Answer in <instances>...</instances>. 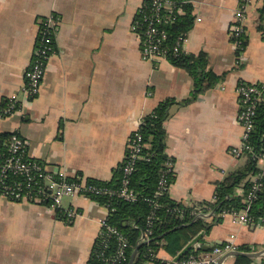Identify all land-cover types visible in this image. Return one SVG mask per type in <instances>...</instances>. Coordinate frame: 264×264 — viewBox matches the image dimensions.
<instances>
[{"label": "crops", "instance_id": "crops-1", "mask_svg": "<svg viewBox=\"0 0 264 264\" xmlns=\"http://www.w3.org/2000/svg\"><path fill=\"white\" fill-rule=\"evenodd\" d=\"M147 0H0V104L25 84L40 21L55 15V54L26 117L0 120V132L19 134L28 155L70 178L111 181L126 158L131 136L144 116L166 98L184 100L193 77L168 59H143L133 23ZM194 25L183 51L205 53L219 79L166 121L167 155L173 159L169 197L188 206L214 199L216 185L246 164L236 157L243 128L237 121L240 83H264V0H193ZM246 8V47L238 54L232 26ZM261 162V164H260ZM264 168V161H258ZM241 188L237 192L241 193ZM59 215L49 205L0 199V264H87L109 209L98 200L67 197ZM204 245L232 241L264 249V227L244 226L231 214L215 226ZM139 264V256L137 253ZM157 259L171 264L163 249ZM264 262V254L255 257ZM235 264V257H229ZM140 264H156L142 262Z\"/></svg>", "mask_w": 264, "mask_h": 264}, {"label": "built area", "instance_id": "built-area-1", "mask_svg": "<svg viewBox=\"0 0 264 264\" xmlns=\"http://www.w3.org/2000/svg\"><path fill=\"white\" fill-rule=\"evenodd\" d=\"M193 0H147L137 12L134 20V31L139 35L141 43V53L143 59L148 62H158L168 59L169 53H179L182 49L186 37L179 36L173 47H167L166 42L169 39V33L166 26L174 23L177 15L184 13L185 3H191ZM246 8L242 7L235 12L234 24L232 26V36H234L236 45H241V37L245 33L244 23L246 21ZM59 24L58 18L51 14L42 19L39 23L40 30L35 45L32 63L25 70V84L16 93L11 95L6 103L0 104V120H6L15 114L26 117L24 106L27 102L35 99L40 93L47 65L55 54V35ZM237 93L240 103V111L237 115V121L243 128V137L240 146L233 147L231 152L234 156L240 157L251 153L253 147L250 143L251 134L254 129L255 117L258 108L264 103V83H240L237 87ZM142 136L136 132L131 136L126 158L123 163V181L120 189H111L100 186L86 179L70 178L63 169H51L43 163L32 159L28 155L27 145L19 134H13L6 151L0 152V199H6L12 202L29 201L34 203L49 205L52 209L66 215L69 219L76 218L79 214L74 209L63 210V201L67 197L83 196L86 198L94 197H120L126 201H136L137 195L130 189L131 178L136 171V162L140 158L142 150ZM259 160L264 161V153L260 155ZM173 173V164H167L166 173L162 174L159 181V188L155 194V200H150L151 213L148 217V230L141 236L142 242H149L153 235V223L156 218V212L161 207L158 198L166 194L170 188L167 174ZM264 178V168L257 175L252 177V186L246 195L241 193L246 203L245 209L231 214L235 223L252 227L260 225L264 227V217L258 222L249 214L252 203L257 199L258 192L262 188L260 180ZM109 209V208H108ZM177 211H174V213ZM193 213H199L204 217L210 215L209 211H202V208L195 207ZM202 213V214H201ZM183 214V213H182ZM109 214L101 220L103 237V249L105 253L109 247V238L117 239V249L107 260L111 264L129 263V243L127 238L109 221ZM225 215V214H224ZM225 248L215 247L212 252H204L198 255H190L187 259L180 260L175 264H229L228 259L224 258L228 253L237 251V246L230 240L226 242ZM152 257L156 255L152 252Z\"/></svg>", "mask_w": 264, "mask_h": 264}, {"label": "trees", "instance_id": "trees-1", "mask_svg": "<svg viewBox=\"0 0 264 264\" xmlns=\"http://www.w3.org/2000/svg\"><path fill=\"white\" fill-rule=\"evenodd\" d=\"M176 1L183 2L184 0ZM182 8L184 13L177 15L175 22L166 26L169 33V39L166 42L167 47H173L179 36L184 35L187 37V34L193 28V5L185 3ZM243 36L241 37V45L238 47V54L247 45ZM168 60L176 67L185 69L193 77L194 89L190 97L184 100H177L172 97L166 98L150 114L143 117L139 129L136 131L142 136L143 147L140 158L136 162V171L130 182V189L137 195V200L131 202L117 196L94 197L102 205L109 208L110 215L108 222L127 238L129 243V260L133 252L139 248V264L148 261H153L156 264H170L167 261L153 258L152 252L157 255L159 250L163 249L167 254L175 257L189 242L202 232L205 233V236H208L215 226L223 223L225 215L245 209L246 203L243 201L242 196L236 195V189L242 186L243 195L249 192L252 186V177L260 172L258 168L259 157L264 153L263 103L259 106L255 117L254 129L250 138L253 151L246 154V164L228 175L223 181L217 183L214 199L210 202L190 207L173 201L168 195L169 190L166 194L161 195L158 198L161 207L156 212L151 240L149 242H142L141 236L149 228L148 217L152 209L150 200H155L160 177L166 173L167 164L169 162L173 164L174 162L166 153L168 139L165 128L166 121L172 116L174 108L191 103L200 92L214 86L215 82L219 79L212 73L205 53L199 55L187 54L183 51L182 47L177 54L170 52ZM6 101L3 103H6ZM13 134L15 133L0 132V152L7 150ZM123 163L115 170L114 178L111 181H91L100 186L115 190L120 189L123 181ZM167 179L171 185L175 180L174 173H168ZM260 182L262 183V188L258 192L257 199L252 203L249 212L256 223L260 218L264 217V178ZM195 207L202 208L203 212L209 211L210 215L204 217L203 215H199V213H193ZM174 211L177 212L174 213ZM57 213L61 215V213ZM204 237L201 239L202 243L205 242ZM108 241L109 247L103 253V237L100 236L96 241L87 264H111L107 258L115 253L118 241L114 237L109 238ZM226 245V243H222L221 245H217V247L225 248ZM212 250L191 249L181 260L187 259L190 255L212 252ZM255 250L256 247L251 245L237 247V251L243 253H251ZM235 264L257 263L255 262V258L238 255L235 257ZM261 264H264V262Z\"/></svg>", "mask_w": 264, "mask_h": 264}, {"label": "water", "instance_id": "water-1", "mask_svg": "<svg viewBox=\"0 0 264 264\" xmlns=\"http://www.w3.org/2000/svg\"><path fill=\"white\" fill-rule=\"evenodd\" d=\"M255 225L252 226V228ZM205 236V233L202 232L201 234H199L197 237H195L191 242H189L183 249L182 251H180L173 259V261L171 262V264H175L176 262L180 261L191 249H196V250H203V251H210L212 249H214L217 245H221L222 242H218L214 245H208L207 243H205L204 245H202L201 243V239ZM139 248H137L129 261V264H135L138 261V257H137V253H138ZM264 254V249L259 251V252H255V253H243L240 251H232L230 253H228L224 258L227 257H236L238 255H243V256H248V257H258L260 255Z\"/></svg>", "mask_w": 264, "mask_h": 264}, {"label": "rangeland", "instance_id": "rangeland-1", "mask_svg": "<svg viewBox=\"0 0 264 264\" xmlns=\"http://www.w3.org/2000/svg\"><path fill=\"white\" fill-rule=\"evenodd\" d=\"M260 164H261V162H260Z\"/></svg>", "mask_w": 264, "mask_h": 264}]
</instances>
